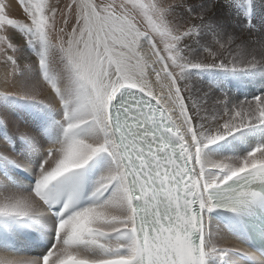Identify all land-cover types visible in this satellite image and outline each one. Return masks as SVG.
<instances>
[{"label": "snow or ice", "instance_id": "6c2138e0", "mask_svg": "<svg viewBox=\"0 0 264 264\" xmlns=\"http://www.w3.org/2000/svg\"><path fill=\"white\" fill-rule=\"evenodd\" d=\"M0 264H264V0H0Z\"/></svg>", "mask_w": 264, "mask_h": 264}, {"label": "rangeland", "instance_id": "374dc122", "mask_svg": "<svg viewBox=\"0 0 264 264\" xmlns=\"http://www.w3.org/2000/svg\"><path fill=\"white\" fill-rule=\"evenodd\" d=\"M13 11H14V12H16V13L18 14V10H16V9H13Z\"/></svg>", "mask_w": 264, "mask_h": 264}]
</instances>
